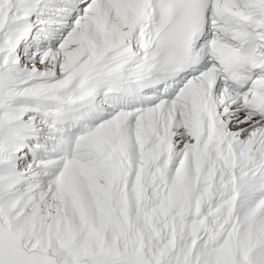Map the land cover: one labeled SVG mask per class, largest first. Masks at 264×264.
Instances as JSON below:
<instances>
[{
  "label": "snow or ice",
  "instance_id": "snow-or-ice-1",
  "mask_svg": "<svg viewBox=\"0 0 264 264\" xmlns=\"http://www.w3.org/2000/svg\"><path fill=\"white\" fill-rule=\"evenodd\" d=\"M0 264H264V0H0Z\"/></svg>",
  "mask_w": 264,
  "mask_h": 264
}]
</instances>
